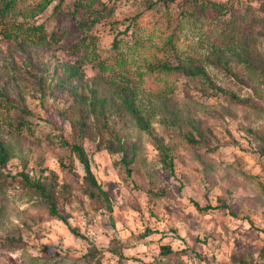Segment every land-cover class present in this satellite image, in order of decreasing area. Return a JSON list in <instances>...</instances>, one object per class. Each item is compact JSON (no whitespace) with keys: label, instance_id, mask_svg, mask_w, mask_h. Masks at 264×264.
Masks as SVG:
<instances>
[{"label":"rangeland","instance_id":"374dc122","mask_svg":"<svg viewBox=\"0 0 264 264\" xmlns=\"http://www.w3.org/2000/svg\"><path fill=\"white\" fill-rule=\"evenodd\" d=\"M7 1L0 264H264V0ZM114 136L137 146L129 179ZM63 141L84 147L112 209ZM90 242L130 259L90 260Z\"/></svg>","mask_w":264,"mask_h":264},{"label":"trees","instance_id":"16d2710c","mask_svg":"<svg viewBox=\"0 0 264 264\" xmlns=\"http://www.w3.org/2000/svg\"><path fill=\"white\" fill-rule=\"evenodd\" d=\"M176 1L177 0H156L155 2H151L150 4L152 5V7H154L159 2H163L164 4H170V3H175ZM183 1L190 2L193 0H183ZM14 2H15V0H8L6 2V7L9 8ZM50 2H51V0H48V2H46L45 6H43V7H47V5ZM42 9H44V8H42ZM36 29H40V27H37ZM163 67L166 69H169V70H171V69H183L185 72H187L191 75H201L203 77H208L206 71L201 67H196L194 69H192V68L187 69V68H183L182 66H179V65L171 66V65H167V64H164ZM126 92H124L125 95L121 99L122 104L132 114V116L136 120L138 126L142 130H145V131L149 132L150 134H152V136L154 137V139L158 143L159 149L164 154V156L168 159V161H167L168 164L173 167V160L170 157V155L168 154V151H167L165 144L156 135L153 134V129L151 127V124L148 122V120L144 116H142V114H141L139 108L137 107L133 97H131ZM129 93L133 94L132 91ZM1 94L3 95L5 93L1 91ZM97 102L98 101H97L96 97H94L90 100L89 103L92 106L91 110L96 111ZM100 103H101L102 108L105 107V102H100ZM22 111L27 113L26 108H23ZM86 119H87L86 116H82L80 119L77 120V122L80 126V129L82 131H85V129H86L85 127H86V125H88V122ZM25 123H26V121L23 120V122H21L20 124L24 125ZM185 138L191 143L200 144L199 140H195V138L191 135H187V136H185ZM114 139H115V142H110V143L106 144L105 147L109 152H111L113 154H117V153L121 154L120 159L116 160L114 162V165L122 168L126 174V178L129 179V178H131L132 172H133L132 164H133L134 159H135L134 155H135L137 146H136V144H126L118 136H114ZM63 143L65 145L70 146L74 151L77 152L79 159L82 162L84 169L86 171L87 179L89 180V182L93 186H95L100 191V193L104 196V198L108 202L107 205H108L109 209H112L111 203L109 200V194L107 193V191H105L101 187V185L97 181L96 175H95V173L92 169V166H91V161H90L89 156H88L87 152L85 151L84 147L80 144H77V143L70 144L67 141H63ZM9 159H10V150H9L7 144L4 141L0 140V171L7 164ZM196 206L200 210H206V209L211 208V206L201 207L199 204H196ZM50 208H51V211L54 215H56V216H58L64 220V217L58 212V210H57V208L53 202L51 203ZM68 225H69L70 231L75 236L87 239V237L84 234H82L80 231H78L76 228L72 227L70 224H68ZM90 245H91L90 251L85 254V257L89 258L90 260H98L99 261V257L102 256L106 250H109V251L117 254L120 261H122L124 259L125 260L130 259L129 256H126L124 253H122L121 251H119L116 248H112V249L98 248L93 242H90ZM52 247L57 248L58 246L54 245ZM163 249H164L163 250L164 253H169L171 251V249L169 247H166V246H163ZM262 255L264 257V250L262 252Z\"/></svg>","mask_w":264,"mask_h":264}]
</instances>
